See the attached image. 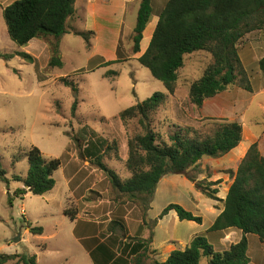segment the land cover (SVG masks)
Returning <instances> with one entry per match:
<instances>
[{
    "label": "rangeland",
    "instance_id": "rangeland-1",
    "mask_svg": "<svg viewBox=\"0 0 264 264\" xmlns=\"http://www.w3.org/2000/svg\"><path fill=\"white\" fill-rule=\"evenodd\" d=\"M14 1L9 0L7 4ZM2 8L0 6V166L9 181L0 180V254L37 255L38 264H85L89 259L75 239L80 232H74V224H92L79 229L97 236L81 241L88 251L100 243L108 246L115 243L113 249L122 252L121 256L134 264L133 258L123 252L129 242L133 244L142 239L128 237L127 230V242L120 243L118 236L109 231L112 222L123 221L127 227V223L144 222L145 218L149 224L145 227L149 229L153 218L161 214L168 203L178 204L192 213H204L179 191L166 190L152 206L145 197L121 193L112 187L108 173L92 162L100 156L102 163L122 183L132 177L126 166L128 143L145 133L138 118L124 124L120 113L156 92L167 95L164 104L149 118L157 144L170 145L169 137L176 133L191 138L211 136L225 122H237L242 126L240 144L249 150L256 143L264 156V75L259 68V61L264 57V31L251 32L237 44L252 91L244 90L239 84L230 86L212 99L215 106L223 103L228 111L224 117H212L206 116L210 113L194 106L189 99L191 85L213 63L209 53L196 52L185 57L176 91L170 95L137 60L120 62L108 69L92 68L93 63L88 62L90 52L81 36L66 35L61 45L59 42L58 58L63 57L60 60L64 63L61 68L49 65L48 53L37 62L32 57L28 60L19 56L22 47L10 39ZM134 25L128 18L120 44L123 59L133 55ZM47 42L52 58L56 41L50 38ZM109 70L117 75L105 76ZM63 79L74 83L78 93L65 86ZM76 100L78 106L73 114ZM32 147L38 148L47 161L61 160V167L54 174L56 186L43 196L16 194L19 189L28 191L14 178L26 177L27 154ZM206 160L208 157L201 159L184 177L206 184L207 179H203L209 172ZM148 170L145 166L144 171ZM215 186L212 188L217 189ZM150 206L149 218L153 220L147 217ZM65 210L77 213L74 222L64 215ZM164 224L173 228L184 222L169 215ZM38 227L43 229L42 235L30 232L31 228ZM176 229L182 230L179 225ZM256 249L261 250V247L252 241L251 251ZM150 251L149 247L145 264L155 260ZM16 261L6 264H16ZM206 262L203 260L201 264Z\"/></svg>",
    "mask_w": 264,
    "mask_h": 264
},
{
    "label": "trees",
    "instance_id": "trees-1",
    "mask_svg": "<svg viewBox=\"0 0 264 264\" xmlns=\"http://www.w3.org/2000/svg\"><path fill=\"white\" fill-rule=\"evenodd\" d=\"M76 0H16L3 10L10 39L24 47L34 39H55L53 57L49 65L61 68L63 63L58 58L60 39L68 33V20L75 13ZM152 19L151 0H141L133 36V54L141 51V42L146 27ZM264 31V0H169L159 16L149 47L138 58L140 65L149 70L152 77L160 81L166 91L173 95L176 91L179 71L185 65V57L196 52H207L213 63L205 70L202 77L191 85L190 102L202 107L208 99L239 84L251 92L247 72L240 59L237 44L247 34ZM89 45L93 32L76 33ZM19 56L32 60L26 53ZM7 58V56H6ZM259 68L264 75V57L259 61ZM65 86L78 93L74 83L63 79ZM167 95L154 93L150 98L137 103L120 113L125 124L132 119H139L145 135L138 136L128 143L126 166L132 177L122 183L117 175L109 170L98 156L91 160L102 171L108 173L115 190L131 197H145L152 202L161 179L166 175L186 176L190 168L204 157L220 158L237 148L242 142V126L237 122H225L213 135L194 138L187 134L176 133L169 137L170 145L157 144L155 133L151 129L150 114L157 111L166 101ZM76 100L72 106L75 114ZM29 169L24 179L15 177L14 181L23 183L17 190L18 195L32 193L43 196L56 186L54 174L61 167L60 159L47 161L41 151L32 147L28 154ZM90 159V156H85ZM148 171H144V167ZM196 188L212 200L218 199L219 190L213 189L218 182L195 181ZM0 180L7 183L6 172L0 166ZM150 209V208H149ZM171 211L176 212L180 221L202 223L200 216L194 215L178 204L168 205L153 221V229ZM65 216L73 222L77 213L65 210ZM148 217V214H147ZM149 219V218H148ZM145 226H149L143 218ZM146 223V224H145ZM237 228L243 232V238L228 251L216 252L204 235L196 236L185 249H177L165 262L154 260L152 264H200L202 258L208 264H249L247 235L258 236L264 242V156L257 144H253L239 165L236 177L224 200V209L209 231H221ZM113 236H118L120 243L127 242V227L123 221H114L109 226ZM30 232L42 235V228H31ZM131 239L130 241H132ZM152 240H138L125 246L123 255L132 259L134 264H145L149 257ZM135 241V240H134ZM112 246L115 243L111 244ZM105 243L89 250L95 264H132L122 252L115 251ZM151 250V249H150ZM151 252V251H150ZM154 252H151V254ZM37 255L0 254V264L16 261V264H37Z\"/></svg>",
    "mask_w": 264,
    "mask_h": 264
},
{
    "label": "crops",
    "instance_id": "crops-1",
    "mask_svg": "<svg viewBox=\"0 0 264 264\" xmlns=\"http://www.w3.org/2000/svg\"><path fill=\"white\" fill-rule=\"evenodd\" d=\"M8 1L9 0H5L2 3L0 2V6H3L2 12L5 7L12 3L7 4ZM168 1L169 0H151L152 19L144 31L141 51L136 55L133 54L131 57L129 56L125 59L121 58L120 44L122 42L127 19H130L131 25H136L141 0H76L75 13L68 20L67 24L68 33L63 37L66 35L79 37L76 33L93 32L89 45H87L86 42L85 45L88 52H90L88 62L93 63L92 68L96 70L102 68L108 69L109 66L120 62H129L130 60L138 61V58L143 55L149 47L159 21V16ZM155 6H157V10ZM62 38L60 39V45L62 43ZM47 40L34 39L28 45L22 47L21 52L28 54L36 62L40 61L41 57L46 56L48 53L47 61L49 63L51 60V51ZM62 58L63 57L60 56L59 59ZM108 75L115 77L117 73L109 70L105 76ZM212 99L214 98L206 100L202 106V109L206 113H210V115L208 114L206 116L224 117V113L228 111V109L223 103H217L215 106V102H213ZM236 113L237 112H235V115ZM238 120L241 119L238 118ZM247 149L248 147L242 143L223 157L208 158V160H206V163L209 165V172L203 179H207L208 182H218L215 187L219 190L218 199L220 201L206 198L196 188L195 183L181 175H166L159 182L151 206L155 201H159L166 190L174 192L179 191L185 194L195 207L199 206L202 208L204 213H196L193 211L194 215L202 218L201 224L193 221H183L184 224H175L174 227L171 228L169 224H164L169 215H175V217L178 218L176 212L171 211L162 220H159L152 230L146 228L141 220L136 224L127 223L128 237L146 240L149 239L152 234L150 244L151 252H154L152 257L161 263L165 262L173 251L177 249L185 250L198 235L206 236L216 252L228 251L232 245L239 243L243 238V232L240 229L229 228L221 231L209 230L224 209L225 197L236 177L240 163L246 156ZM168 205L170 204L168 203L166 207ZM151 206L148 211V218L151 212ZM159 216L160 213L153 219L155 220ZM85 225L88 226L92 224H84L83 226H81V224H74V232H80L78 237L75 235V239L79 245H81L83 251H85V256L89 259V261L85 260V264H94L89 251L82 245L81 241L94 239L97 236L94 235V233L92 235H87L79 231V229L83 228ZM176 225H179L182 230L177 231ZM247 239L248 256L250 258L249 264H264V242H261L258 236L253 234L247 235ZM252 241L258 242L261 250L256 249V251L252 252ZM203 260H206L207 262L205 264H208V259L206 258H202L200 264Z\"/></svg>",
    "mask_w": 264,
    "mask_h": 264
},
{
    "label": "water",
    "instance_id": "water-1",
    "mask_svg": "<svg viewBox=\"0 0 264 264\" xmlns=\"http://www.w3.org/2000/svg\"><path fill=\"white\" fill-rule=\"evenodd\" d=\"M25 188L29 190V188H28V187H25ZM19 240H20V237H19V238H17V239H15V240H14V242L16 243V242H18Z\"/></svg>",
    "mask_w": 264,
    "mask_h": 264
}]
</instances>
